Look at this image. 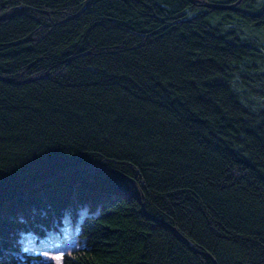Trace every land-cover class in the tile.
Instances as JSON below:
<instances>
[{"label": "trees", "instance_id": "obj_1", "mask_svg": "<svg viewBox=\"0 0 264 264\" xmlns=\"http://www.w3.org/2000/svg\"><path fill=\"white\" fill-rule=\"evenodd\" d=\"M82 207L62 264H264V0H0V264Z\"/></svg>", "mask_w": 264, "mask_h": 264}, {"label": "rangeland", "instance_id": "obj_2", "mask_svg": "<svg viewBox=\"0 0 264 264\" xmlns=\"http://www.w3.org/2000/svg\"><path fill=\"white\" fill-rule=\"evenodd\" d=\"M241 29L245 35L254 36L249 28L241 26ZM257 38L259 41L262 40L259 36ZM84 210V207L79 208L78 216L75 220L70 216H66L59 229L51 230L47 234L23 230L19 240L22 244L23 252L30 256L25 262L27 264L41 262L62 264V256L65 252H70L83 246L85 241L81 240L82 238L78 235L77 222L83 217Z\"/></svg>", "mask_w": 264, "mask_h": 264}]
</instances>
